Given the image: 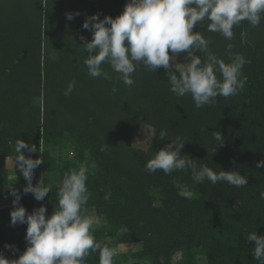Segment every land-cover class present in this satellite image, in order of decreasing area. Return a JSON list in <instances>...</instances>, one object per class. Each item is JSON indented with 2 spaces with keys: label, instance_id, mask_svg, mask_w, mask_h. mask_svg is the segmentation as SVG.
I'll list each match as a JSON object with an SVG mask.
<instances>
[{
  "label": "trees",
  "instance_id": "obj_1",
  "mask_svg": "<svg viewBox=\"0 0 264 264\" xmlns=\"http://www.w3.org/2000/svg\"><path fill=\"white\" fill-rule=\"evenodd\" d=\"M126 2L0 0V191L12 203L7 160L22 139L37 148L22 150L26 157L44 159L33 170V185L41 177L52 191L43 201L24 194L27 182L16 169L20 204L29 213L43 204L46 216L51 214L57 208L56 181L87 164L90 198L82 215L92 210L103 219L93 223L92 235L102 248L114 250L113 264H120L117 248L131 244L140 249L125 254L130 264H258L245 237L253 230L264 235V167H256L264 159V18L258 27L246 20L234 26L232 40L208 31V21L194 27L225 62L229 44L233 54L250 61L242 69L247 82L238 95L217 96L198 109L190 94L177 97L170 91L163 67L155 72L138 67L131 87L107 64L103 68L111 80L88 74V53L79 46L81 36L92 38L82 28L84 19L94 13L115 17ZM66 13L74 18L66 19ZM70 81L75 87L65 96ZM141 127L153 132L145 149L133 145ZM161 130L168 137L160 139ZM214 131L224 137L222 145L217 146ZM177 137L185 143L181 154L198 167L239 170L248 176L247 185L196 184L191 170L147 171L144 163ZM176 183L187 185L195 197L179 196ZM10 211L0 208V253L15 259L26 247V225L12 226ZM99 255L90 250L86 264H99Z\"/></svg>",
  "mask_w": 264,
  "mask_h": 264
},
{
  "label": "clouds",
  "instance_id": "obj_2",
  "mask_svg": "<svg viewBox=\"0 0 264 264\" xmlns=\"http://www.w3.org/2000/svg\"><path fill=\"white\" fill-rule=\"evenodd\" d=\"M65 15L68 20L74 18L72 13ZM262 18L264 0H127L122 12L115 17L105 15L100 19L96 13L86 17L82 28L88 30L92 38L89 41L81 36L83 43L79 46L88 53L84 64L92 78L111 80L103 68L107 64L123 84L131 87L138 67L151 72L163 67L170 91L177 97L190 94L199 109L215 103L217 96L238 95L247 82L242 69L250 61L240 53L233 54V46L229 44L226 48L229 60L225 62L209 50L210 41L193 31L194 27L208 21V31L232 40L234 26L246 20L252 27H258ZM180 53H186L187 62L176 63L181 65L177 72L173 70V61ZM196 53L205 54V59ZM74 87L75 81H70L64 95H70ZM111 91L115 93L117 89L113 87ZM165 137H168L167 131L161 130L159 138ZM213 138L217 146L224 142L220 131H214ZM184 144L179 137L171 139L155 151L144 163V168L149 172L162 170L166 175L176 170H191L196 184L207 180L213 185L218 182L234 187L247 185L248 176L239 170L221 168L216 172L207 165L198 167L193 158L181 154ZM108 146L105 144L100 150L105 151ZM22 150L33 153L37 148L22 139L16 141L13 168L18 169L27 182L22 191L31 194L36 201H43L52 186L45 185L41 177L33 185L32 178L33 170L43 164L44 159L26 157ZM256 167H264V159L257 161ZM91 168L94 169L95 164ZM89 170L87 164H82L64 175L56 192L57 208L47 216L43 204L27 212L20 204V191L9 186V194L13 197L10 224L26 225V247L15 259L0 253V264H86L90 250L99 252V264H113L114 250L107 246L102 248L95 241L93 222L82 215L90 198L86 186ZM175 186L179 196L189 200L195 197L187 185L176 183ZM245 239L254 246L253 258L258 264H264V235H257L253 230ZM5 248L12 246L5 244Z\"/></svg>",
  "mask_w": 264,
  "mask_h": 264
},
{
  "label": "rangeland",
  "instance_id": "obj_3",
  "mask_svg": "<svg viewBox=\"0 0 264 264\" xmlns=\"http://www.w3.org/2000/svg\"><path fill=\"white\" fill-rule=\"evenodd\" d=\"M171 55V52L169 53ZM187 62V55L180 53L175 57V61H173V67L179 69L181 65H177L176 63H186ZM153 136V132L148 127H141L140 133L137 138L134 139L133 145L135 147H139L145 149L150 142ZM24 151V150H23ZM25 152V151H24ZM7 166L9 171V186L12 188L16 187V168H13V158L7 160ZM62 181V180H61ZM60 180L56 181L59 185ZM8 196L3 191H0V208L5 206H10L12 209V203L8 205ZM85 217L90 218L94 224H101L103 223V219L97 216L92 210H88L85 214ZM140 249V244H131V245H120L117 248L116 256L119 258L120 264H130L129 260L125 257V254L134 252ZM200 264H205L204 261H201Z\"/></svg>",
  "mask_w": 264,
  "mask_h": 264
}]
</instances>
